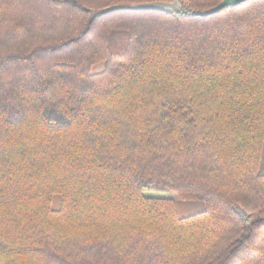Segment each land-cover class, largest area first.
I'll list each match as a JSON object with an SVG mask.
<instances>
[{
	"label": "trees",
	"instance_id": "obj_1",
	"mask_svg": "<svg viewBox=\"0 0 264 264\" xmlns=\"http://www.w3.org/2000/svg\"><path fill=\"white\" fill-rule=\"evenodd\" d=\"M150 1L0 0V264H264V0Z\"/></svg>",
	"mask_w": 264,
	"mask_h": 264
},
{
	"label": "rangeland",
	"instance_id": "obj_2",
	"mask_svg": "<svg viewBox=\"0 0 264 264\" xmlns=\"http://www.w3.org/2000/svg\"><path fill=\"white\" fill-rule=\"evenodd\" d=\"M104 64L98 63L92 67V71H98L103 69ZM145 195L148 196H162L167 197L173 200L176 206V212L178 216H186L199 211H202L206 208V203L201 198L196 199H186L179 197L174 191L171 190H146L144 191ZM51 205L53 208H58L59 200L57 196L52 197Z\"/></svg>",
	"mask_w": 264,
	"mask_h": 264
},
{
	"label": "water",
	"instance_id": "obj_3",
	"mask_svg": "<svg viewBox=\"0 0 264 264\" xmlns=\"http://www.w3.org/2000/svg\"><path fill=\"white\" fill-rule=\"evenodd\" d=\"M245 0H222L215 6L211 7L206 11V14H211L219 11L220 9L228 6H235L240 2ZM134 9H151V10H160L167 12H177L181 5L178 0H171L170 2L166 1H150V2H138L130 5Z\"/></svg>",
	"mask_w": 264,
	"mask_h": 264
}]
</instances>
